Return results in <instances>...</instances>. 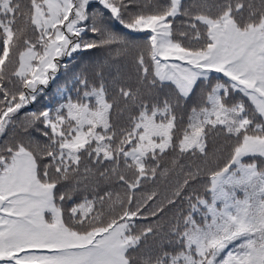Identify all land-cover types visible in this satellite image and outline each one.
Segmentation results:
<instances>
[{"label":"snow or ice","instance_id":"1","mask_svg":"<svg viewBox=\"0 0 264 264\" xmlns=\"http://www.w3.org/2000/svg\"><path fill=\"white\" fill-rule=\"evenodd\" d=\"M0 264H264V0H0Z\"/></svg>","mask_w":264,"mask_h":264},{"label":"trees","instance_id":"2","mask_svg":"<svg viewBox=\"0 0 264 264\" xmlns=\"http://www.w3.org/2000/svg\"><path fill=\"white\" fill-rule=\"evenodd\" d=\"M115 28H116V30H121V31L123 30L121 28V26H119V25H116ZM135 35H137L139 38L142 39L144 34H135ZM105 55L106 54L103 51H96V50H92L91 52L81 53V54H79L78 58L74 62V66H76L77 68L85 67L92 60L104 57ZM117 63H118V65H119V67L123 73H131L132 72V67H131L129 60L121 58ZM66 79L67 78L63 74H61L57 78V80L54 81L49 86L47 94L43 98L39 99L37 104H35L31 107L39 109V108L44 107L45 105L54 104L57 100H59L61 98L60 95L58 94V90L65 83ZM161 190H163V189H161Z\"/></svg>","mask_w":264,"mask_h":264}]
</instances>
